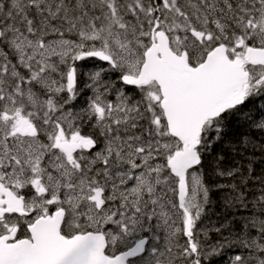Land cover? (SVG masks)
Wrapping results in <instances>:
<instances>
[{"label":"snow or ice","instance_id":"1","mask_svg":"<svg viewBox=\"0 0 264 264\" xmlns=\"http://www.w3.org/2000/svg\"><path fill=\"white\" fill-rule=\"evenodd\" d=\"M0 264H264V0H0Z\"/></svg>","mask_w":264,"mask_h":264}]
</instances>
